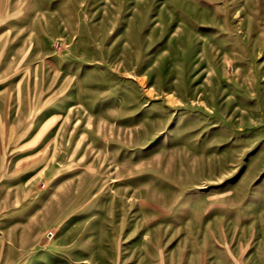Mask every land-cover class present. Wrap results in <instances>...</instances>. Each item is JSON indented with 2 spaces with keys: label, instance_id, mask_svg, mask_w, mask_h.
I'll return each mask as SVG.
<instances>
[{
  "label": "rangeland",
  "instance_id": "obj_1",
  "mask_svg": "<svg viewBox=\"0 0 264 264\" xmlns=\"http://www.w3.org/2000/svg\"><path fill=\"white\" fill-rule=\"evenodd\" d=\"M0 264H264V0H0Z\"/></svg>",
  "mask_w": 264,
  "mask_h": 264
}]
</instances>
